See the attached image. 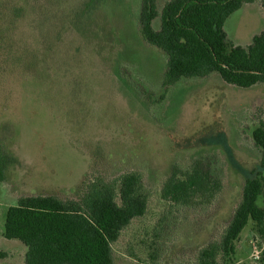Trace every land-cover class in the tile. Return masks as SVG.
<instances>
[{
  "label": "rangeland",
  "instance_id": "1",
  "mask_svg": "<svg viewBox=\"0 0 264 264\" xmlns=\"http://www.w3.org/2000/svg\"><path fill=\"white\" fill-rule=\"evenodd\" d=\"M167 1L156 0L154 30ZM140 3L0 0V264H24L25 247L2 236L19 198L76 201L89 183L130 171L142 175L147 208L110 244L113 263L197 264L259 172L251 132L264 121V83L238 89L213 73L164 88L166 56L139 33ZM243 6L223 26L232 45L264 31L260 1ZM200 160L220 192L205 207L173 208L164 182ZM256 204L264 210V189ZM233 245L217 264H261L264 234L253 221Z\"/></svg>",
  "mask_w": 264,
  "mask_h": 264
},
{
  "label": "trees",
  "instance_id": "2",
  "mask_svg": "<svg viewBox=\"0 0 264 264\" xmlns=\"http://www.w3.org/2000/svg\"><path fill=\"white\" fill-rule=\"evenodd\" d=\"M255 1L169 0L160 11V27L154 30L156 0H141L139 33L146 44L166 56L162 86L168 88L180 80L203 79L213 73L238 89L264 83V31L243 47L230 44L223 30L231 14ZM259 1L264 8V0ZM251 141L260 154L259 172L244 181L241 200L220 240L199 253L197 264H217L220 254L229 256L250 220L264 234V210L256 204L264 189V121L252 130ZM5 164L0 154V180ZM219 192L210 165L200 160L189 170L172 172L161 197L173 208L195 209L211 204ZM147 199L142 175L136 171L108 183H89L76 201L21 197L6 211L2 236L25 247L24 264H114L110 244L131 220L144 215ZM6 257L0 250V261Z\"/></svg>",
  "mask_w": 264,
  "mask_h": 264
},
{
  "label": "crops",
  "instance_id": "3",
  "mask_svg": "<svg viewBox=\"0 0 264 264\" xmlns=\"http://www.w3.org/2000/svg\"><path fill=\"white\" fill-rule=\"evenodd\" d=\"M244 9V6L241 8V10H243ZM253 37V36H252ZM250 39H252V38H250ZM249 41L250 40H248V42H247V46L251 43V41H250V43H249ZM241 46V45H240ZM243 47H245L244 45H242ZM5 239V238H4Z\"/></svg>",
  "mask_w": 264,
  "mask_h": 264
}]
</instances>
